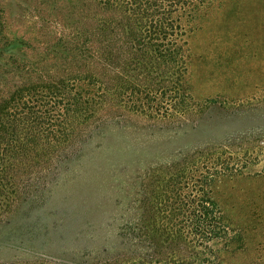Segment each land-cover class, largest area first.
<instances>
[{
  "label": "rangeland",
  "instance_id": "rangeland-1",
  "mask_svg": "<svg viewBox=\"0 0 264 264\" xmlns=\"http://www.w3.org/2000/svg\"><path fill=\"white\" fill-rule=\"evenodd\" d=\"M5 103L0 264H262L264 0H0Z\"/></svg>",
  "mask_w": 264,
  "mask_h": 264
},
{
  "label": "trees",
  "instance_id": "trees-1",
  "mask_svg": "<svg viewBox=\"0 0 264 264\" xmlns=\"http://www.w3.org/2000/svg\"><path fill=\"white\" fill-rule=\"evenodd\" d=\"M105 56V55H104ZM99 57L101 58V55H99ZM105 58L107 59V57L105 56ZM104 58H102L101 61H105L103 60ZM104 63V62H103ZM101 85V84H99ZM101 94H103L101 92ZM104 96V95H102ZM67 104V102H66ZM65 104V105H66ZM8 104L5 103L3 106L0 105V145H2L3 141L5 138L9 139V142H12L10 133H12L11 128L12 127V121L11 119L5 122V120L3 119L4 117L7 116H11L10 114V108H8ZM69 106V105H68ZM65 110H69L68 107H65ZM11 146V145H10ZM13 147L19 146V144L17 145H13ZM5 149H7V146L4 147ZM225 170H227L226 168H224ZM211 213L210 210L205 211L206 216H208ZM264 222V221H263ZM219 225V226H218ZM264 226V224H262ZM150 229L146 228L149 230L147 232H145L144 238L145 240H149V243H154V251L153 254L150 255L151 260H154L155 264L158 263L160 264L161 261L163 260H167V256H170V254H164L161 253L159 251L160 246L163 244L164 241H168V249L169 246H175V247H180V246H184L187 244V242L183 239V232H186L185 228H175V229H168L165 230L163 233H158V229L155 226V224H150ZM188 233L193 234V238H197L199 241L204 239V242L202 244H204V246H208V242L214 240V239H218V238H222L221 240H224V250L225 253L227 254H233L237 251V246L234 245V240L238 241V237H247L248 235H250V233L252 232L251 227L248 225H246L245 227L239 226V225H235L228 222H221V223H214L213 221H207L204 222V224H199V223H194L192 222V224L190 225V227L187 229ZM159 238V239H158ZM165 239V240H164ZM234 245V246H233ZM173 248V247H172ZM257 249L258 252L255 251L254 255L256 257V260L262 264H264V237L262 242H259L257 244ZM201 253H197L195 255L194 260L196 259V263L197 264H204V260L201 259V255H199ZM209 259L208 261H210V264H221L220 262H226L227 263V259L223 258L222 254H217L215 253L214 255L212 253L209 254ZM176 257L180 258V260H186V256L184 255H177ZM146 259V258H145ZM147 259V260H148ZM146 260V263L148 264L149 262ZM229 261V259H228ZM209 264V263H208Z\"/></svg>",
  "mask_w": 264,
  "mask_h": 264
}]
</instances>
